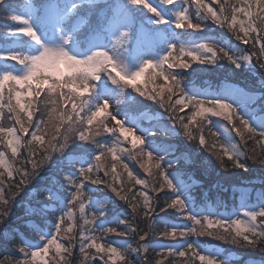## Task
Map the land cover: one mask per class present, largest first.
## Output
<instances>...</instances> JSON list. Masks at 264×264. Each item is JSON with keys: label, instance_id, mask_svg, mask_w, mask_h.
<instances>
[{"label": "snow or ice", "instance_id": "snow-or-ice-1", "mask_svg": "<svg viewBox=\"0 0 264 264\" xmlns=\"http://www.w3.org/2000/svg\"><path fill=\"white\" fill-rule=\"evenodd\" d=\"M211 4L0 0V248L19 253L0 264H72L77 251L78 264H264V196L249 203L241 195L236 208L217 212L219 204L197 202L204 182L187 170L205 152L218 168L204 157V176L264 166V0ZM208 21L251 51L197 36ZM226 68L255 76L259 90L227 77L204 88L188 79ZM146 101L163 109L149 128L141 126ZM181 134L183 150L174 142ZM169 209L187 223H168ZM14 216L37 239L14 227Z\"/></svg>", "mask_w": 264, "mask_h": 264}, {"label": "trees", "instance_id": "trees-1", "mask_svg": "<svg viewBox=\"0 0 264 264\" xmlns=\"http://www.w3.org/2000/svg\"><path fill=\"white\" fill-rule=\"evenodd\" d=\"M206 3H209L210 6L216 8L217 5L211 4V0H205ZM145 11H147L145 9ZM148 15H151L149 13ZM208 24L210 25L208 31L206 32H201L197 33V36H202L208 38L209 41L212 40H220L224 39L226 41H230L234 45H238L241 48H247L249 51H251L250 46L246 45H241L239 41L235 40L234 36L232 33L228 32L226 28H219L216 25H213L211 21H208ZM177 32H182L183 30L177 29ZM192 31V30H188ZM12 63V62H9ZM195 67V65H194ZM260 72V69L257 67V73ZM225 77L229 78L233 83L239 84L242 87L245 88H251L253 90H259L258 85H256V77L249 74L247 71H239L237 70L234 73L228 72L227 68L225 70H217V71H212V72H205V73H196L188 77V79L191 80L192 85L198 88H204L208 87L209 84H211L213 87H215L220 80L224 79ZM135 95V93H134ZM143 99V98H141ZM14 103V102H13ZM148 105H151L149 115L146 116L141 120V126L145 128L151 127V115L155 113H163V109H160L158 105L153 104L151 101H146ZM190 110H186L188 112ZM184 113H181L183 115ZM165 118H167V113H164ZM119 119H123V117H119ZM214 120H220L218 117H213ZM4 126H11L14 121H8L5 119L3 121ZM221 124H226V121L220 120ZM137 135H140L139 132H136ZM205 135L207 136V131H205ZM235 137V133L232 134ZM236 140L239 138L236 137ZM175 143H178L181 145V150H183L184 145L187 143L182 134L181 136L174 141ZM190 149H195L196 144L192 143L188 145ZM249 146H251V142H249ZM0 151H6V148H4L3 145H0ZM10 155V153H9ZM204 157H209L211 159L212 164L218 168V165L215 161L214 157H210L208 153H204L203 156H197L196 157V163L189 169L188 171H195L196 172V179L198 180H203L204 182V187L203 189L197 188L194 197L199 203H210L211 205L215 206L217 204L220 205V207L216 208L215 210L217 212L223 213L227 209L228 211H231L233 208H236L239 204V199L240 195L242 194V190H248V194L245 195L246 197L249 198V203H256L259 201V199L264 196V166H261L259 164H252L251 161H249V167L250 170L248 172H244L243 170H234L231 175H225L221 171V174L217 175L216 172H212L210 170L209 175L204 176L202 175V168L200 167V160L203 159ZM125 162L129 164V167L140 177V178H146L143 170L139 167V164L135 160H129L127 157H125ZM108 165L109 167L111 166V160L109 158L108 160ZM173 166L174 167H183V161L179 165L173 161ZM166 167V165H165ZM121 174L122 177L125 181V187H131V184L127 183V174L123 172L122 169L118 170ZM168 171H172V169H168ZM101 177H103V173H100ZM107 179V178H106ZM149 179V183L151 184V179ZM134 183V182H133ZM219 183L224 189H227L226 191L221 190V188H213L212 185ZM235 186V189L233 188ZM139 188L140 186H136ZM207 190L208 195L201 199L202 192ZM109 195L111 193L109 192ZM121 203V206L123 208H126V205H123V202ZM164 203V198L162 197L159 201V204L162 206ZM130 212L131 210L128 209ZM20 213H17V216H19ZM161 216H164V213L160 214ZM77 219H78V214H77ZM131 219V217H130ZM166 220L168 223H177V224H183L187 223L186 221H182L178 219L174 213L173 210L169 209L168 210V215L166 217ZM141 227L145 226L146 222H140L139 220L136 221ZM13 226L14 227H19L23 231L26 232V234L29 236V238L35 240L37 239L36 235L34 232H30L27 229H25L24 222L22 219H17L16 216L13 217ZM109 226H115V225H109ZM160 227H163L161 225ZM107 240L113 241L115 243H119L121 240L125 239L123 237H116V236H109L106 237ZM129 242L132 243L133 247L136 246V241L133 238H128ZM152 241L155 243L157 241V237L153 236ZM191 239H195L194 237ZM202 244H205L207 246H212V245H218L220 242L212 240L209 237H200L199 238ZM163 243H174L173 241H162ZM64 243H67V241H64ZM224 248L228 249L229 251H234V252H239V249L234 248L231 245H223ZM158 250V249H157ZM11 255V256H19V253L14 249L9 247L7 249V252H5L4 249L0 248V258H2L3 255ZM152 256H154V253H151ZM254 259L259 260L261 254L259 252L252 253L250 254ZM129 258L132 259L133 261L135 260V254L130 253ZM79 260V255L77 251V255L72 258V264H78ZM94 264H101V262L97 259L94 261Z\"/></svg>", "mask_w": 264, "mask_h": 264}, {"label": "rangeland", "instance_id": "rangeland-1", "mask_svg": "<svg viewBox=\"0 0 264 264\" xmlns=\"http://www.w3.org/2000/svg\"><path fill=\"white\" fill-rule=\"evenodd\" d=\"M118 119H119V117H118ZM110 126H111V125H110ZM241 192H242V194H241V195H244V196L248 194V193H247V192H248V190H242ZM241 195H240V196H241Z\"/></svg>", "mask_w": 264, "mask_h": 264}]
</instances>
